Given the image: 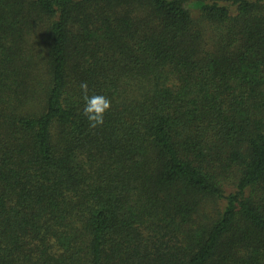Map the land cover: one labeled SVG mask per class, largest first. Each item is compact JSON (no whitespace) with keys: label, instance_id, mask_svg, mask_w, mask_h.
I'll use <instances>...</instances> for the list:
<instances>
[{"label":"trees","instance_id":"16d2710c","mask_svg":"<svg viewBox=\"0 0 264 264\" xmlns=\"http://www.w3.org/2000/svg\"><path fill=\"white\" fill-rule=\"evenodd\" d=\"M0 264H264V0H0Z\"/></svg>","mask_w":264,"mask_h":264},{"label":"clouds","instance_id":"9594fccd","mask_svg":"<svg viewBox=\"0 0 264 264\" xmlns=\"http://www.w3.org/2000/svg\"><path fill=\"white\" fill-rule=\"evenodd\" d=\"M80 89L83 93L84 108L83 115L89 122V127L95 129L103 126L105 116L111 110L112 103L109 98L104 95L93 94L89 95L88 84L82 82Z\"/></svg>","mask_w":264,"mask_h":264}]
</instances>
